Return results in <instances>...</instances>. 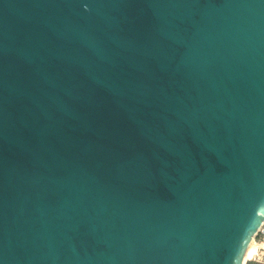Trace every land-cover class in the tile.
I'll list each match as a JSON object with an SVG mask.
<instances>
[{
	"label": "water",
	"instance_id": "obj_1",
	"mask_svg": "<svg viewBox=\"0 0 264 264\" xmlns=\"http://www.w3.org/2000/svg\"><path fill=\"white\" fill-rule=\"evenodd\" d=\"M264 222V0H0V264H242Z\"/></svg>",
	"mask_w": 264,
	"mask_h": 264
},
{
	"label": "rangeland",
	"instance_id": "obj_2",
	"mask_svg": "<svg viewBox=\"0 0 264 264\" xmlns=\"http://www.w3.org/2000/svg\"><path fill=\"white\" fill-rule=\"evenodd\" d=\"M254 242L257 245V253L255 255V257L252 260H246L244 264H264V247L263 245V241L261 238H258L257 236L254 237ZM254 250H252L251 252H253Z\"/></svg>",
	"mask_w": 264,
	"mask_h": 264
},
{
	"label": "bare ground",
	"instance_id": "obj_3",
	"mask_svg": "<svg viewBox=\"0 0 264 264\" xmlns=\"http://www.w3.org/2000/svg\"><path fill=\"white\" fill-rule=\"evenodd\" d=\"M258 245V244H257ZM257 245L254 242V237L250 240L245 252H244V256H243V261L242 264L245 263V261L247 260H252L256 253H257ZM264 247V245H262ZM257 249V250H256ZM252 250H254L253 252H251Z\"/></svg>",
	"mask_w": 264,
	"mask_h": 264
},
{
	"label": "built area",
	"instance_id": "obj_4",
	"mask_svg": "<svg viewBox=\"0 0 264 264\" xmlns=\"http://www.w3.org/2000/svg\"><path fill=\"white\" fill-rule=\"evenodd\" d=\"M261 238L264 245V222L262 223L261 227L258 229L256 235L254 237Z\"/></svg>",
	"mask_w": 264,
	"mask_h": 264
}]
</instances>
